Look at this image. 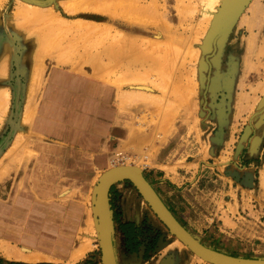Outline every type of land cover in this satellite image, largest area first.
Returning a JSON list of instances; mask_svg holds the SVG:
<instances>
[{"label": "rangeland", "instance_id": "rangeland-1", "mask_svg": "<svg viewBox=\"0 0 264 264\" xmlns=\"http://www.w3.org/2000/svg\"><path fill=\"white\" fill-rule=\"evenodd\" d=\"M204 1L0 0V264L24 263L8 250L42 264H102L94 192L116 167L177 177L162 200L202 244L264 259V0ZM59 73L112 91L107 170L89 172L87 158L37 131ZM199 164L218 170L186 182ZM113 187L112 214L134 220L144 245L127 253L113 224L118 264H207L179 249L134 185Z\"/></svg>", "mask_w": 264, "mask_h": 264}, {"label": "crops", "instance_id": "crops-1", "mask_svg": "<svg viewBox=\"0 0 264 264\" xmlns=\"http://www.w3.org/2000/svg\"><path fill=\"white\" fill-rule=\"evenodd\" d=\"M55 72L58 73L57 71ZM59 76L61 77L58 79ZM59 76L53 75V81L50 80L43 91L38 108L39 122L37 121L38 126H35L38 129L37 131L41 135L47 136L62 149H67L75 153V155L87 158L89 172L92 169L98 171L107 170L109 165L114 162L113 158L108 159L109 156L106 152L108 141L114 131L116 118L115 112L110 106L112 91L82 77L67 73L63 74V76L59 73ZM257 128L259 129V135H264V109ZM199 166L201 168L199 167L200 169L197 170L196 175L190 177L186 171V175L182 178L186 179V182L195 181V184H197L199 181H203L204 178H209L218 170L217 167L208 169L205 165L199 164ZM144 175L152 184L153 182L158 183L157 185L154 184V186L160 195L162 192L167 193L163 185H175L173 181H175L174 178H177L175 176L172 177L159 168L154 169V172L150 175H147L144 171ZM178 176L181 177L180 175ZM215 181H218V179ZM177 186L182 188V185ZM157 187H160V190ZM177 192L180 193L182 191L178 189ZM161 197L166 201L162 195ZM125 221L135 222L127 218H125ZM180 223L192 234V231L188 229L185 223ZM52 249L59 253V249H54V246Z\"/></svg>", "mask_w": 264, "mask_h": 264}, {"label": "water", "instance_id": "water-1", "mask_svg": "<svg viewBox=\"0 0 264 264\" xmlns=\"http://www.w3.org/2000/svg\"><path fill=\"white\" fill-rule=\"evenodd\" d=\"M238 1L241 4L248 0ZM120 182H129L134 185L168 231L201 258L213 264H264V259L232 256L199 242L173 215L144 173L133 167H116L108 171L100 179L95 190L93 203L100 235L102 264H118L110 192L112 187Z\"/></svg>", "mask_w": 264, "mask_h": 264}, {"label": "bare ground", "instance_id": "bare-ground-1", "mask_svg": "<svg viewBox=\"0 0 264 264\" xmlns=\"http://www.w3.org/2000/svg\"><path fill=\"white\" fill-rule=\"evenodd\" d=\"M219 1L220 0H205L204 1V3H205V7H210L211 9H215L216 7H217V5H218V3H219ZM249 1V0H248ZM246 2V1H245ZM244 2V3H245ZM244 3H241L242 5L244 4ZM230 8V7H229ZM156 37H158V36H156ZM104 76H106V75H104ZM114 83H116V82H114ZM112 85V84H111ZM144 89H146V90H150V88L149 87H143ZM137 169V168H136ZM140 170V169H139ZM95 193V192H94ZM92 197V196H91ZM92 201V200H91ZM91 203V202H90ZM89 206V208L91 207V205L89 204L88 205ZM91 211V210H90ZM171 211V210H170ZM88 215L90 216V218H91V213H88ZM174 215V214H173ZM175 216V215H174ZM94 221L92 218L90 219V221ZM92 221L90 222V224L92 223ZM179 221V220H178ZM86 222H88L89 223V221H86ZM87 223V224H88ZM94 223V222H93ZM92 223V224H93ZM91 224V225H92ZM89 225V224H88ZM90 226V225H89ZM88 226V227H89ZM93 226V225H92ZM92 226L91 227H89V231L88 230H86V232L88 231V233L93 229L92 228ZM94 227V226H93ZM92 228V229H91ZM92 233H93V235H94V232H95V230H94V232H93V230L91 231ZM82 234H87V233H85V231L83 232V233H81V235ZM92 234H90V236H91ZM88 236H86V238H87ZM83 238H85L84 236L81 238V241H82V239ZM196 238V237H195ZM90 239V238H89ZM197 239V238H196ZM85 240V239H84ZM87 240V239H86ZM99 240H100V235H99ZM198 240V239H197ZM199 241V240H198ZM82 242H84V241H82ZM200 242V241H199ZM85 243V242H84ZM88 243H89V241H88ZM87 244V243H86ZM85 244V245H86ZM19 245V244H18ZM177 245H178V247H179V249H188L189 247L186 245V244H184L180 239L177 241ZM86 246H88V245H86ZM83 247H84V245H83ZM89 247H91V245L89 246ZM87 249H88V247H86ZM85 249V248H84ZM87 249H85V250H83L84 251V253L83 254H85V251H87ZM190 249V248H189ZM80 250H82V249H80ZM191 250V249H190ZM24 252H26L27 251V249H24L23 250ZM22 251V252H23ZM82 251V252H83ZM192 251V250H191ZM81 252V253H82ZM193 252V251H192ZM30 253V252H29ZM80 253V252H79ZM75 254V253H73L74 255H73V257H72V260L75 262L76 260H78L80 257H81V255L82 254ZM195 253V252H194ZM196 254V253H195ZM8 255V257L9 258H11V259H13L14 261L16 260V261H21V262H24V263H32V264H35V263H38V262H41V261H43V259L42 258H40L39 256H29V255H26L25 253L24 254H20V253H14V252H12V251H9L8 250V254L6 253V256ZM197 255V254H196ZM83 256V255H82ZM197 256H199V255H197ZM116 257H117V255H116ZM8 258V259H9ZM199 258H200V260H205V259H201V257L199 256ZM205 261H207V260H205ZM118 262V261H117ZM207 264H213V263H211V262H209V261H207Z\"/></svg>", "mask_w": 264, "mask_h": 264}, {"label": "trees", "instance_id": "trees-1", "mask_svg": "<svg viewBox=\"0 0 264 264\" xmlns=\"http://www.w3.org/2000/svg\"><path fill=\"white\" fill-rule=\"evenodd\" d=\"M114 188V187H113ZM112 188V190H113ZM111 190V192H112ZM111 208L112 200H111ZM113 224L118 225V232L122 236V247L126 250L129 254H136L140 251V249L144 246L142 241L140 240V228L132 223L120 220L118 217L113 215ZM157 239L153 240L151 247L147 249V251L151 250L156 245Z\"/></svg>", "mask_w": 264, "mask_h": 264}]
</instances>
